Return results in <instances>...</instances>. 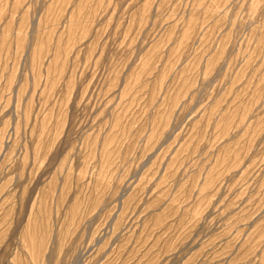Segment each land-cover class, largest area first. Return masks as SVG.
I'll return each instance as SVG.
<instances>
[{
	"label": "rangeland",
	"instance_id": "rangeland-1",
	"mask_svg": "<svg viewBox=\"0 0 264 264\" xmlns=\"http://www.w3.org/2000/svg\"><path fill=\"white\" fill-rule=\"evenodd\" d=\"M0 264H264V0H0Z\"/></svg>",
	"mask_w": 264,
	"mask_h": 264
}]
</instances>
